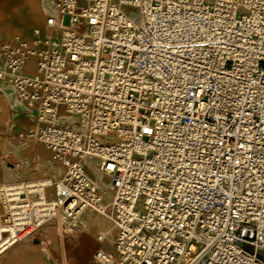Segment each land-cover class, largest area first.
<instances>
[{
  "label": "built area",
  "instance_id": "1",
  "mask_svg": "<svg viewBox=\"0 0 264 264\" xmlns=\"http://www.w3.org/2000/svg\"><path fill=\"white\" fill-rule=\"evenodd\" d=\"M48 1L43 27L0 37V83L32 119L20 139L63 172L0 183V255L50 222L73 233L92 209L115 230V255L97 251L100 264H264V0ZM157 60L184 73L171 95ZM205 63L218 75L181 92ZM190 131L194 167L178 147Z\"/></svg>",
  "mask_w": 264,
  "mask_h": 264
},
{
  "label": "crops",
  "instance_id": "2",
  "mask_svg": "<svg viewBox=\"0 0 264 264\" xmlns=\"http://www.w3.org/2000/svg\"><path fill=\"white\" fill-rule=\"evenodd\" d=\"M41 1L42 0H21L15 7L9 2V0H6V3H8L12 10L15 11L17 10V7L19 8V12H17L19 14V18L11 21L7 27L0 26V32H19V35L23 37L31 36L33 26L39 24L42 20V11L40 8ZM13 35L9 37H0L8 39ZM4 89L10 91L7 87H1L0 102L3 103L5 102L4 100L8 101L6 95L3 93ZM2 99L4 100L2 101ZM5 109L6 104L4 105L2 111L4 112ZM17 116H21L22 118H24L20 114H18ZM21 117H19V119H22ZM14 141L15 140H12V143L8 144V149L10 150V152H14V154L18 156V158H20L27 167H35V169H37L41 173H43L42 170L44 171V173H48L46 172L48 169H45L46 164H50L51 162L48 154L49 152L51 154L52 161L59 164L61 168L59 177L61 176L63 167L60 161L54 159L52 153L43 144L42 145L45 150L37 148L35 146L29 147V151H25L24 148L26 147H19L18 144H15L16 142L13 143ZM39 150L41 152H39ZM20 164L21 163L17 161V163L15 164L16 168H19ZM0 172V181H2L6 179V174L1 170V168ZM98 174L100 173L98 172ZM100 176L101 179H98L94 176L93 177L100 182L102 188L106 192L109 191L108 185H104L102 183L104 182V180L102 179L105 177H103L101 174ZM48 191L50 193L51 188H48ZM88 214H90V216L92 217L94 215V211L92 209H85L80 213L77 223L79 225H77L73 233H65L61 230V228H58L59 225L56 222L45 224L37 236H32L22 242L11 246L6 251H4L0 255V264H100V262L94 257L97 251L107 252L113 256L115 255V248L113 243L115 230L112 227L111 222L107 218L102 215H98V220H105L109 224V227L108 229H97L94 233L96 236V240L103 243L107 238V232L111 231L112 237H110V241L112 242L111 249L113 250H108L104 247L92 248L87 246L82 240L81 232L85 225L84 217ZM58 229L61 231H59ZM99 233H104V238L102 240H99L97 238ZM260 253L264 256V251H260ZM262 258L264 259V257Z\"/></svg>",
  "mask_w": 264,
  "mask_h": 264
},
{
  "label": "rangeland",
  "instance_id": "3",
  "mask_svg": "<svg viewBox=\"0 0 264 264\" xmlns=\"http://www.w3.org/2000/svg\"><path fill=\"white\" fill-rule=\"evenodd\" d=\"M21 0H9V2L16 7V5L19 4ZM43 3L41 1L40 8L42 9ZM17 10H12L8 3H6V0H0V26L2 27H7L9 23L17 18H19V8H16ZM48 13H43L42 12V20L39 24L33 26L35 27H43L44 21ZM13 34H19V32H0V36L2 37H9ZM33 61H29L27 65V71L33 70L31 69ZM1 87H7L8 90H10L11 96L8 101L4 100V105L6 104V109L5 111H1L0 114H3V119L0 121V167L1 170L6 174V179L0 181V183H12L15 181H24V180H39V179H50L51 181H55L58 179L61 168L58 163H55L52 161L51 154H49V158L51 159L50 164H46V169H48V173H41L35 167H27L23 161H21L18 156L14 154V152H10L8 149V142L15 140L16 144H18L19 147H23V142L28 143V144H33L37 148L44 149L43 145L39 142H36L34 140H21L20 137L18 136V132L25 131L27 130L32 123V119L29 117L26 111H24L22 108L18 107L15 104V98H14V92L12 88L9 85L0 83V89ZM11 88V89H10ZM62 108V107H61ZM60 108V109H61ZM18 114L22 115L24 118L21 116H17ZM18 117V118H17ZM21 117L22 119H19ZM11 136V137H10ZM6 138V139H5ZM24 150L29 151V147L24 148ZM45 150V149H44ZM24 151V153H25ZM39 152H41L39 150ZM19 161L20 167L16 168L15 164ZM25 161V159H24ZM87 166H88V173L91 174L92 176L96 177V171H97V166H96V159L88 158L87 159ZM41 168V167H40ZM42 169V168H41ZM58 170V171H57ZM105 183L107 184L108 181L107 179L103 178ZM100 214L94 211V215L91 217L90 214L86 215L84 217L85 225L83 227V230L81 232V237L84 243L92 248H97V247H104L108 250L112 248V242L110 241V237H112L111 231L107 232V238L106 240L101 243L96 240L95 232L97 229H108L109 224L105 220H98ZM79 225V224H77ZM60 229V227H58ZM58 229V230H59ZM61 231V230H59ZM113 250V249H111ZM261 257H264L260 252H259Z\"/></svg>",
  "mask_w": 264,
  "mask_h": 264
},
{
  "label": "snow or ice",
  "instance_id": "4",
  "mask_svg": "<svg viewBox=\"0 0 264 264\" xmlns=\"http://www.w3.org/2000/svg\"><path fill=\"white\" fill-rule=\"evenodd\" d=\"M175 3L177 5V7H179L180 4V0H169V7L172 6V4ZM188 7L191 8V4H188ZM175 14V9L173 10V15ZM165 20L168 22L169 24V28L171 27V24L173 21H171V19L168 17L167 13L165 14ZM221 31H223V28H221ZM152 32H149V36H152ZM194 35V34H193ZM156 39H162L163 38V34H161L160 36L154 37ZM180 38L183 39V34H180ZM191 38V37H190ZM225 44H226V39L224 40ZM171 46L173 48L175 47H179V42L178 41H172ZM201 47H204L203 45H201ZM207 47H211V45H207ZM149 51H151V48L149 47ZM167 54V49L164 48L163 46H161L160 49V55H166ZM171 63H174V61H170L169 66H163V65H159V61L157 60L156 64L153 66V71H156L157 66H159L161 68V71L159 73V75L161 76V78L164 80V84L161 85L162 88H164V92L167 93V95H171L172 91L177 89L178 85L177 84H171L168 85V81L172 80H180L181 76L184 75V73L182 71H180L178 74H173V72L169 71V68L171 67ZM181 65H177L178 69H181ZM212 75H218V72L216 70V67L214 65H208L207 63H205V65L203 67L201 66H197L194 70L193 73H189L186 77L185 80L182 81L184 83V88L180 89L181 92H184L185 90L187 91H191V86H193V79L196 80V85L201 91H203V89L207 88L209 85V80L208 78L211 77ZM165 98H167V96H165ZM177 99H179V97H177ZM257 100H259L260 104L264 105V99H261L259 97V95L257 96ZM257 132L260 133V136L262 138H264V132H260V129H257ZM251 134V133H249ZM166 135H170L167 134ZM241 135H243V130L241 132ZM189 136H191V131L188 133V135L182 136L181 137V144L178 145V147H180L184 152H185V157L188 158L191 161L190 157H187V152L188 151H192L195 152L201 145H199L197 143V141L195 139L189 140ZM240 148H244L245 145L243 143H241L239 145ZM243 160V154L239 157H237L236 159V164L237 166H239L241 164V161ZM249 163L251 162V157L249 158ZM192 166L194 167L196 164V161H191ZM175 167V165H173ZM246 167V165H245ZM253 167H255V165H253ZM193 176L196 175V173H192ZM184 179H188L187 176L184 177ZM203 179V177H199L196 179V183H199V180ZM245 183H247V180L245 179L244 181ZM209 188H211V185H209ZM203 191V189H202Z\"/></svg>",
  "mask_w": 264,
  "mask_h": 264
},
{
  "label": "bare ground",
  "instance_id": "5",
  "mask_svg": "<svg viewBox=\"0 0 264 264\" xmlns=\"http://www.w3.org/2000/svg\"><path fill=\"white\" fill-rule=\"evenodd\" d=\"M42 3H43V7H42V9H41V11L43 12V13H50V12H52V7H51V5H50V3H49V1L48 0H42ZM30 12V11H29ZM28 12V13H29ZM32 13V12H31ZM11 89V88H10ZM3 93L6 95V98L9 100V98H10V96H11V91H7V90H5L4 89V91H3ZM4 108V103L3 102H0V113H1V111H2V109ZM3 119V114H0V121ZM11 137V136H10ZM6 139V138H5ZM8 143H12L11 141H9ZM13 143H15V141L13 142ZM16 144V143H15ZM17 145V144H16ZM23 147H35V145H33V144H28V143H24L23 142ZM1 168V167H0ZM58 171V170H57ZM46 172H49L48 170L46 171ZM1 173V172H0ZM96 177L98 178V179H101V176H100V174H98V172L96 171ZM0 178H1V176H0ZM50 180V179H49ZM103 180V179H102ZM51 181V180H50ZM102 182V181H101ZM105 182V181H104ZM104 182H102L104 185H106V183H104Z\"/></svg>",
  "mask_w": 264,
  "mask_h": 264
}]
</instances>
